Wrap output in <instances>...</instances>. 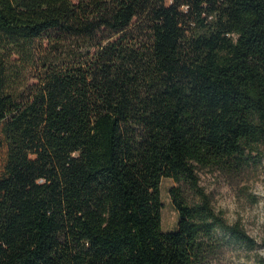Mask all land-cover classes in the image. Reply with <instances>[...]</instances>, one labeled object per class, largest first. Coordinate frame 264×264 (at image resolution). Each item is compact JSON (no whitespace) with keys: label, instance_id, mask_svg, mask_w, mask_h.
<instances>
[{"label":"trees","instance_id":"16d2710c","mask_svg":"<svg viewBox=\"0 0 264 264\" xmlns=\"http://www.w3.org/2000/svg\"><path fill=\"white\" fill-rule=\"evenodd\" d=\"M250 142L264 0H0V264H208L219 230L254 246L198 175Z\"/></svg>","mask_w":264,"mask_h":264},{"label":"rangeland","instance_id":"374dc122","mask_svg":"<svg viewBox=\"0 0 264 264\" xmlns=\"http://www.w3.org/2000/svg\"><path fill=\"white\" fill-rule=\"evenodd\" d=\"M258 142L245 144L242 153L219 164L199 168L200 186L212 198L216 210L231 224L238 223L256 244L248 246L219 230V248L208 264H260L264 256V154ZM179 184L165 177L161 184L163 201L162 229L177 228L178 212L172 203L169 189ZM190 200L197 198L181 184Z\"/></svg>","mask_w":264,"mask_h":264}]
</instances>
